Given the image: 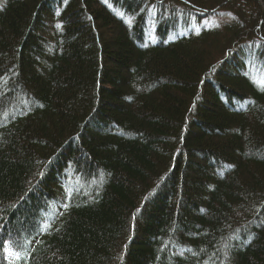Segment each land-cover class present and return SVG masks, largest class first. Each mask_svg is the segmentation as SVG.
<instances>
[{
    "label": "trees",
    "instance_id": "16d2710c",
    "mask_svg": "<svg viewBox=\"0 0 264 264\" xmlns=\"http://www.w3.org/2000/svg\"><path fill=\"white\" fill-rule=\"evenodd\" d=\"M263 5L0 0V264H264Z\"/></svg>",
    "mask_w": 264,
    "mask_h": 264
},
{
    "label": "rangeland",
    "instance_id": "374dc122",
    "mask_svg": "<svg viewBox=\"0 0 264 264\" xmlns=\"http://www.w3.org/2000/svg\"><path fill=\"white\" fill-rule=\"evenodd\" d=\"M260 3H261V1H260ZM6 254H7V257L10 261H12V262L17 261V256L14 255L13 252H11L10 250H7Z\"/></svg>",
    "mask_w": 264,
    "mask_h": 264
}]
</instances>
